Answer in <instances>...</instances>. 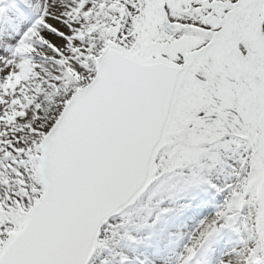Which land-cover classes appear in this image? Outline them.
I'll return each mask as SVG.
<instances>
[{
  "label": "snow or ice",
  "instance_id": "obj_1",
  "mask_svg": "<svg viewBox=\"0 0 264 264\" xmlns=\"http://www.w3.org/2000/svg\"><path fill=\"white\" fill-rule=\"evenodd\" d=\"M0 264H264V0H0Z\"/></svg>",
  "mask_w": 264,
  "mask_h": 264
}]
</instances>
